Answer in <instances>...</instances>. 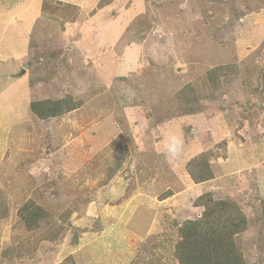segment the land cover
Wrapping results in <instances>:
<instances>
[{"label":"rangeland","instance_id":"obj_1","mask_svg":"<svg viewBox=\"0 0 264 264\" xmlns=\"http://www.w3.org/2000/svg\"><path fill=\"white\" fill-rule=\"evenodd\" d=\"M25 2L26 55L0 67V264H179L208 192L239 205L244 260L264 264V0ZM47 99L78 107L40 120Z\"/></svg>","mask_w":264,"mask_h":264},{"label":"trees","instance_id":"obj_2","mask_svg":"<svg viewBox=\"0 0 264 264\" xmlns=\"http://www.w3.org/2000/svg\"><path fill=\"white\" fill-rule=\"evenodd\" d=\"M29 107L40 120H49L78 106L69 99H47L31 101ZM188 173L195 183L213 179L203 156L188 164ZM196 206L204 208V212L201 218L189 220L181 228L175 249L179 264H247L237 243V237L248 229V219L239 205L230 200H214L208 192L196 200ZM261 208L264 223V200Z\"/></svg>","mask_w":264,"mask_h":264},{"label":"crops","instance_id":"obj_3","mask_svg":"<svg viewBox=\"0 0 264 264\" xmlns=\"http://www.w3.org/2000/svg\"><path fill=\"white\" fill-rule=\"evenodd\" d=\"M18 1L10 0V3H6L4 10L0 12V18L5 21V25H3L7 28L11 26L14 29V34L11 38H7L4 35L6 31L0 36V67L4 64H10L13 67V70L18 69V65L20 64L18 62L19 60H24L26 55L25 50L27 49L25 46L28 43V39L24 35V33L28 31L20 25V21L22 22L24 14L30 17L31 22H33L35 18L34 16L32 17L33 14L30 15L29 13L32 4H30V2H25L27 0ZM21 31H23L22 34L19 33ZM15 80L16 85L20 84L18 81H21V79Z\"/></svg>","mask_w":264,"mask_h":264},{"label":"clouds","instance_id":"obj_4","mask_svg":"<svg viewBox=\"0 0 264 264\" xmlns=\"http://www.w3.org/2000/svg\"><path fill=\"white\" fill-rule=\"evenodd\" d=\"M184 139L183 136L175 132H166L162 136L161 152L165 160L173 162L179 159L183 153Z\"/></svg>","mask_w":264,"mask_h":264}]
</instances>
